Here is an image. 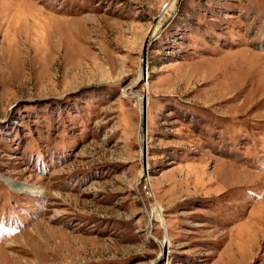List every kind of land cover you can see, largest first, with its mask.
<instances>
[{"label":"rangeland","instance_id":"obj_1","mask_svg":"<svg viewBox=\"0 0 264 264\" xmlns=\"http://www.w3.org/2000/svg\"><path fill=\"white\" fill-rule=\"evenodd\" d=\"M171 1L0 0V264H264V0Z\"/></svg>","mask_w":264,"mask_h":264},{"label":"bare ground","instance_id":"obj_2","mask_svg":"<svg viewBox=\"0 0 264 264\" xmlns=\"http://www.w3.org/2000/svg\"><path fill=\"white\" fill-rule=\"evenodd\" d=\"M177 2H178V0H172L171 3H170V5L168 6V8L169 7L173 8L174 6H176ZM163 19H164V15H161L160 18L156 21L154 27L151 30L150 39H153L154 37H156V35L159 34L160 29H161L160 28V25L163 22Z\"/></svg>","mask_w":264,"mask_h":264},{"label":"water","instance_id":"obj_3","mask_svg":"<svg viewBox=\"0 0 264 264\" xmlns=\"http://www.w3.org/2000/svg\"><path fill=\"white\" fill-rule=\"evenodd\" d=\"M142 104V130L145 133L146 131V101L144 98H141Z\"/></svg>","mask_w":264,"mask_h":264}]
</instances>
